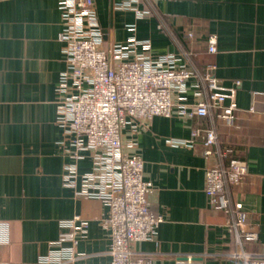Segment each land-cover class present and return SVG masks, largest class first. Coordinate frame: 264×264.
Masks as SVG:
<instances>
[{
  "label": "crops",
  "instance_id": "1",
  "mask_svg": "<svg viewBox=\"0 0 264 264\" xmlns=\"http://www.w3.org/2000/svg\"><path fill=\"white\" fill-rule=\"evenodd\" d=\"M125 1L95 0L105 48L126 43L128 26L135 24L137 39L150 42L152 55L191 56L199 63L188 58L197 74L212 61L222 86L241 83L232 124L215 112L204 118L175 113L124 129V144H133L125 151L143 158V177L154 187L150 209L165 219L156 240L135 249L147 253L151 264H242L223 255L235 248L234 233L204 191L206 169L216 164L203 155L204 132L212 128L219 146L247 164L242 183L229 193L248 217L246 228L258 233L247 251L264 258V0H139L136 6L151 12L141 19L116 8ZM58 2L0 0V263H36L50 253L60 223L77 215L88 222L79 264L111 260L108 208L62 183L69 158L57 125L56 88L66 69ZM188 33L193 37L187 39ZM211 35L218 40L214 55L207 52ZM192 84L186 104L196 102ZM173 99L180 102L176 94ZM78 167L92 169L90 160Z\"/></svg>",
  "mask_w": 264,
  "mask_h": 264
},
{
  "label": "built area",
  "instance_id": "2",
  "mask_svg": "<svg viewBox=\"0 0 264 264\" xmlns=\"http://www.w3.org/2000/svg\"><path fill=\"white\" fill-rule=\"evenodd\" d=\"M139 0H126L116 6L132 10L137 19L151 15L140 10ZM66 69L56 88L57 125L69 162L64 165L63 186L77 197L100 201L108 208L106 225L111 231L107 264H151L147 253L135 249L139 242L154 241L164 222L162 215L150 209L149 196L154 187L143 177L144 160L130 154L123 131L128 126L148 123L154 117L171 118L175 113L186 118L209 117L230 124L235 119L236 93L241 83L224 87L216 77L214 62L205 63L198 75L189 59L174 53L154 56L148 40L137 39L136 25L126 43L107 49L95 0H59ZM192 33L186 35L187 39ZM217 37L208 39V54L217 53ZM195 90L196 102L186 104L185 93ZM174 94L180 102L173 99ZM172 145L192 147V143L170 141ZM203 155L216 160L206 169L205 194L213 209L228 216L235 248L223 255L242 264H264V258L248 252L246 243L258 240L253 228L247 229L248 217L234 207L229 188L239 186L248 172L245 161L234 150L219 146L214 129L204 132ZM90 160L92 169L79 171V163ZM88 234V222L75 216L60 223V233L51 243V251L34 264H79L78 246ZM12 264V263H0Z\"/></svg>",
  "mask_w": 264,
  "mask_h": 264
},
{
  "label": "trees",
  "instance_id": "3",
  "mask_svg": "<svg viewBox=\"0 0 264 264\" xmlns=\"http://www.w3.org/2000/svg\"><path fill=\"white\" fill-rule=\"evenodd\" d=\"M187 56H188V55H187ZM188 58L191 60V62L193 63V65H198V64H199L198 62H196V61L193 59V57L188 56ZM203 68H204V66H203ZM203 68H202L201 71H199L198 75H201V74H202V72H203Z\"/></svg>",
  "mask_w": 264,
  "mask_h": 264
}]
</instances>
